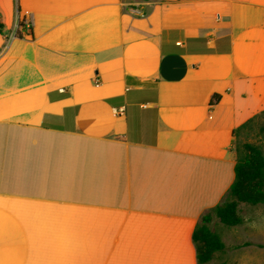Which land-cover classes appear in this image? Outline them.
Here are the masks:
<instances>
[{"label":"crops","instance_id":"1","mask_svg":"<svg viewBox=\"0 0 264 264\" xmlns=\"http://www.w3.org/2000/svg\"><path fill=\"white\" fill-rule=\"evenodd\" d=\"M0 22V264H197L264 111V0H0Z\"/></svg>","mask_w":264,"mask_h":264},{"label":"trees","instance_id":"2","mask_svg":"<svg viewBox=\"0 0 264 264\" xmlns=\"http://www.w3.org/2000/svg\"><path fill=\"white\" fill-rule=\"evenodd\" d=\"M2 27L0 22V34ZM16 35L20 36L19 33ZM249 120L241 124L233 134ZM232 151L235 156L234 179L222 200L199 217L191 235L197 264L209 263L216 252L225 248L218 232L210 228L213 218L222 226L234 227L241 222L237 212L239 203L264 205V154L261 148L244 142L234 147L232 145Z\"/></svg>","mask_w":264,"mask_h":264},{"label":"rangeland","instance_id":"3","mask_svg":"<svg viewBox=\"0 0 264 264\" xmlns=\"http://www.w3.org/2000/svg\"><path fill=\"white\" fill-rule=\"evenodd\" d=\"M244 142L259 146L264 154V111L234 134L233 147ZM237 212L241 222L234 227L222 226L213 218L210 228L221 234L225 248L207 264H264V205L239 203Z\"/></svg>","mask_w":264,"mask_h":264}]
</instances>
